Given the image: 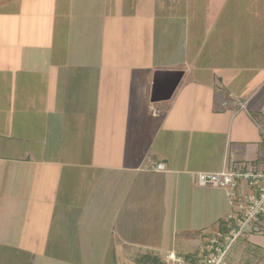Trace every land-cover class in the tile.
Instances as JSON below:
<instances>
[{
  "label": "crops",
  "instance_id": "crops-1",
  "mask_svg": "<svg viewBox=\"0 0 264 264\" xmlns=\"http://www.w3.org/2000/svg\"><path fill=\"white\" fill-rule=\"evenodd\" d=\"M73 2L0 0V264L197 260L235 207L193 174L264 167V0Z\"/></svg>",
  "mask_w": 264,
  "mask_h": 264
},
{
  "label": "built area",
  "instance_id": "built-area-1",
  "mask_svg": "<svg viewBox=\"0 0 264 264\" xmlns=\"http://www.w3.org/2000/svg\"><path fill=\"white\" fill-rule=\"evenodd\" d=\"M248 101L229 92L223 107L244 109ZM264 139V128L261 129ZM259 159L264 162V147L259 150ZM156 171L165 170L164 163L154 166ZM194 181L201 187L214 186L224 189L234 210L224 220V230L209 237L198 261L187 260L171 251L168 264H226V256L232 244L240 236L251 233L264 234V167L255 163H232L220 171H200L193 174ZM207 248V249H206Z\"/></svg>",
  "mask_w": 264,
  "mask_h": 264
},
{
  "label": "rangeland",
  "instance_id": "rangeland-1",
  "mask_svg": "<svg viewBox=\"0 0 264 264\" xmlns=\"http://www.w3.org/2000/svg\"><path fill=\"white\" fill-rule=\"evenodd\" d=\"M47 1V5H48V7H50V8H54V6L57 4L56 3V1L57 0H46ZM74 4V5H73ZM73 4H72V7L74 8V12L75 13H77V12H79L78 14H80V13H88V11L90 10V7H89V4L87 3V2H83V0L81 1V0H74V2H73ZM171 5V4H170ZM35 6V7H34ZM33 6V8H35V9H37L38 8V6L37 5H34ZM49 13V12H48ZM165 25V23H162V26H164ZM172 31H173V33H175L176 32V30H175V27L174 26H172V29H171ZM150 36V35H149ZM173 37V34H171L170 35V38H172ZM148 39H150V37H146V39H145V41L147 42V44H146V48L149 46L148 45V43L150 42H148ZM176 39L177 38H175V39H169V43H170V45L172 44V43H176L177 44V41H176ZM179 39H180V37H179ZM165 42V45L164 44H162V46H165V48H168L167 47V43H166V41H164ZM148 57H149V54H148ZM146 60L148 61V58L146 57ZM152 61V60H151ZM230 213V212H229ZM205 231V230H204ZM203 232V231H202ZM211 236H213V235H211ZM249 236V237H248ZM248 236L247 235H245V236H240L239 238H237L236 239V241L232 244V246H231V248L228 250V252H227V256H228V253L231 251V249L234 247V246H236L238 243H240V240H242V239H245L246 237L249 239V240H253L254 241V237H258V238H260V239H257L259 242H261L262 244H264V235L263 234H258V233H251V234H248ZM197 239V238H196ZM261 240V241H260ZM207 243H208V241H207ZM209 245V244H208ZM207 245V246H208ZM205 247V246H204ZM207 249V248H206ZM233 251V250H232ZM168 255V254H167ZM201 255H202V252H201ZM201 255H200V257H201ZM152 257H153V255H151ZM185 257V256H184ZM200 257L197 259V260H194V259H192L191 257H189V258H187V257H185L187 260H192V261H198L199 259H200ZM191 258V259H190ZM155 259H156V257H155ZM149 264H153V263H149ZM163 264H168L167 263V256H166V258H164V260H163Z\"/></svg>",
  "mask_w": 264,
  "mask_h": 264
},
{
  "label": "trees",
  "instance_id": "trees-1",
  "mask_svg": "<svg viewBox=\"0 0 264 264\" xmlns=\"http://www.w3.org/2000/svg\"><path fill=\"white\" fill-rule=\"evenodd\" d=\"M144 264H149V263H153V264H163L162 261H160L159 259H155V257L150 256V255H146L143 259Z\"/></svg>",
  "mask_w": 264,
  "mask_h": 264
}]
</instances>
